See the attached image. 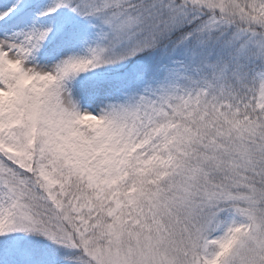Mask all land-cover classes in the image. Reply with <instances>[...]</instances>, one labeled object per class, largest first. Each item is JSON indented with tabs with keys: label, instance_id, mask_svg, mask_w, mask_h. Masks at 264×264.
Instances as JSON below:
<instances>
[{
	"label": "snow or ice",
	"instance_id": "6c2138e0",
	"mask_svg": "<svg viewBox=\"0 0 264 264\" xmlns=\"http://www.w3.org/2000/svg\"><path fill=\"white\" fill-rule=\"evenodd\" d=\"M0 264H264V0H0Z\"/></svg>",
	"mask_w": 264,
	"mask_h": 264
}]
</instances>
